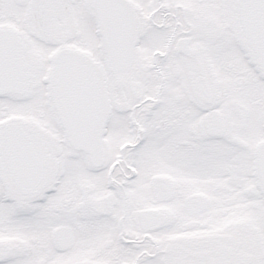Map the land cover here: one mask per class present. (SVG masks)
Returning <instances> with one entry per match:
<instances>
[{
	"label": "snow or ice",
	"instance_id": "1",
	"mask_svg": "<svg viewBox=\"0 0 264 264\" xmlns=\"http://www.w3.org/2000/svg\"><path fill=\"white\" fill-rule=\"evenodd\" d=\"M0 264H264V0H0Z\"/></svg>",
	"mask_w": 264,
	"mask_h": 264
}]
</instances>
